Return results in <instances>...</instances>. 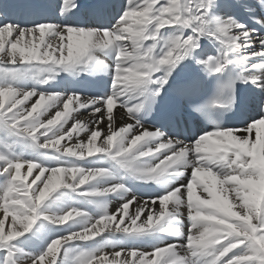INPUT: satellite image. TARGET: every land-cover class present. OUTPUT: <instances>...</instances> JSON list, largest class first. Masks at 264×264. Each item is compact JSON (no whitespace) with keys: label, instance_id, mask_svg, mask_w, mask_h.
Here are the masks:
<instances>
[{"label":"bare ground","instance_id":"bare-ground-1","mask_svg":"<svg viewBox=\"0 0 264 264\" xmlns=\"http://www.w3.org/2000/svg\"><path fill=\"white\" fill-rule=\"evenodd\" d=\"M75 3L76 7H70L68 11L61 14L63 0H0V6H3L5 9L15 10V14H9L7 17L0 16V24L11 22L13 25H18L20 27H31L39 23H52L54 25H70L78 28H85L86 30L103 29L102 17L104 9H107L113 15V25L107 29L111 30L117 22L121 20L123 12L127 10V0H75ZM215 3L220 7L215 9V14L212 18H233L240 24L246 26L248 29L253 30L251 35L255 44V49L259 50L260 45L257 38H264V24L257 22H262L260 7L257 0H215ZM87 5H89L88 8ZM253 17H255V19H253ZM191 34L192 30L190 26L183 27L181 31H177L176 26L161 29L160 36L158 37L159 42L156 43L153 56L156 59H159V57L162 56L163 51L166 50L164 41L169 36L181 35L182 37H187ZM6 39H13V37H6ZM29 40H32V38L26 37L21 42V45ZM65 43H67V41H65ZM153 43L154 41L152 40L145 41V47ZM6 48H10V45L6 44ZM223 48H225V45H222L220 40L214 35L207 34L200 36L197 41V45L192 48L191 52L188 55H185L181 61H178L173 67L172 72L167 75V80L162 87L159 84H149L147 85V88L152 86L155 90L157 87H160L161 92L163 89L171 86L182 64L191 65L193 67V73L197 74L199 79L206 80L210 71L206 65L198 63L197 61L206 60L209 57L219 59L221 58V50ZM252 50L254 49H249V51ZM64 54L67 55L66 49L64 50ZM246 54L247 53H241L239 51L227 52L228 58L234 61H239L241 56ZM0 55L3 54L0 53ZM55 55L59 56L60 52L56 51ZM116 55L117 50L113 48L103 50L97 49L93 52L94 59L89 61L86 66L76 65L74 68H69L68 70H60L58 68L54 79H50L49 82L45 84L38 83L37 80L50 75L46 71H43L47 68V65L40 64L39 61L27 63L17 62L12 64L5 60L0 62V87L10 85L19 92L35 90L37 94L42 92L61 93L62 98L58 101L57 107L51 108L46 115L41 117L42 120L47 121L49 118L54 116L57 110L62 109L63 104L61 101L65 100V98L71 94L79 95L81 97V102H84L86 99H97L103 102L105 97L111 95L115 79ZM250 63L260 64L264 63V61L260 58H254L250 61ZM168 67V65H161L159 70L151 74V79L157 81L163 79L166 75V69ZM228 68L233 69L236 75L242 74L246 77L254 76L257 80L264 79V69L246 68L240 63H232L225 65L222 72ZM240 82L242 84L244 94L243 113L245 120L244 123L240 125V129H238L240 131L237 132V135H249V139L252 141H254L257 137L255 144L245 146L257 153L258 156L264 155V123L258 124L256 129H254L251 134H247L243 131L245 125L253 118H259L262 114H264V89H261L257 86V84L252 83L251 79L247 81L240 80ZM139 91L140 90L138 89L133 92H129L126 96L120 97L115 102L112 113L114 121L112 126L117 131L121 127H125L126 124H131L133 126L134 130L125 134V145H127L134 135L141 134L143 131H159L160 136L159 138L149 136L143 141L138 142L137 158L133 161L132 167H126L122 164L124 168L133 172L132 173L130 171L132 174L130 176L128 175L129 177H122L123 174L120 176V172L117 173L120 171L119 164L121 165V163L120 158L115 157L114 151L112 153H94L92 156L73 157L66 153L58 152L52 148L45 149L40 147L39 145L44 144L47 137L39 136L38 139L34 141L31 137L27 136V134H18V131L12 130L6 122L0 120V155L4 156L7 160L13 162L32 161L36 162L39 166L45 169H51L59 166H75L89 170H104V174L97 176L94 180L87 181L85 185H81L76 189L61 187L56 189L53 193H50L49 197L44 201L43 208L41 207L42 209L39 213V218L35 221L32 228L34 227L35 230L45 229L44 226L48 225L49 230L56 229L60 231V235L63 238L73 232H82L85 223L89 224L88 227L91 228L92 224H96V221L99 220L101 216L106 214H117L119 209L126 202L134 201L130 204L128 209L129 214L134 215L136 208L140 203L149 200H157L168 191L188 183L192 173L191 167L183 169L182 174H172L171 172L166 173L159 179V181H153L146 177L139 178L144 176L143 171L138 167L140 164L150 163L154 165L158 163L160 159H163L166 155H170L171 153L168 149H162L160 152H153L149 156H139L138 153L139 151L146 150L148 147L155 148L156 144L161 141L165 142L169 139H178L184 143L191 144L202 134L207 133V131L202 129L200 125H195L194 128L190 130V137L188 141H185L182 136H173L168 128L158 130L151 126L149 122L140 121L139 115L142 107L139 112H135L134 114H130L127 111L128 108L134 109L137 105L143 104V97L139 95ZM18 98L22 99V97ZM38 99V95L32 96L29 100L23 102V108L30 110L32 105H34ZM2 100L3 97L0 96V102H2ZM10 101L11 97L4 98L5 107H7ZM122 101L123 103H121ZM46 103L51 102L47 101ZM18 107L20 106L18 105ZM74 107L75 105H71L70 109ZM104 108L106 113V104L104 105ZM13 110L15 111V109ZM42 110L43 109H38V112ZM91 111V106L89 108L72 111L66 123H64L63 133L71 129L77 120L92 121L100 118V113H96L95 116H90ZM36 114L37 113H33L34 116ZM137 119L140 121L139 125H136ZM21 123H23V121H21ZM4 125H6L5 128H1V126ZM95 127L96 125L94 123L89 124V128L95 129ZM99 127L101 129V136L98 137L95 142L96 147H99L102 141L106 139V135L109 134L108 120L105 118ZM53 131H55V129H53ZM89 135V131L73 132L71 141L65 137V139L61 141V144L71 146L72 144H76L78 141L87 143ZM48 136L51 137L52 133H48ZM119 139L120 138L117 137L116 142H119ZM116 142H114L113 147H115ZM173 146L175 147V145ZM9 147L10 149H8ZM5 153L10 154L11 158H9ZM0 166H3V162H0ZM37 172V169H33V174L28 177V181H26V183L30 182ZM26 173L27 164H24L21 169V174L25 175ZM5 178L6 177L4 175H0V181ZM200 179V177H197L198 181ZM117 184L123 185V188L116 192L103 191V189ZM33 187H35V185H33ZM196 191L198 194L201 193L199 188H197ZM94 192H99L100 194L94 195ZM0 193H2L1 188ZM19 195H23V193H20ZM104 205L107 206L106 212L103 207ZM53 208L58 212L47 216L46 212L52 210ZM155 208L158 211L160 205L156 203ZM73 209L83 213V215L76 216ZM68 211L73 213L72 218L64 223L54 222V218H58ZM168 211L170 214L172 213L171 206ZM181 211L183 214L179 215L177 219L172 218V215L174 214L166 216L160 225H157L153 229L144 233L133 234L112 231L111 228L114 226L115 222L110 223L109 220H105L101 224H96V228L102 230L99 231L97 235L91 236V239H76L71 240L70 243H79L80 245L85 246L83 248H87V246L105 244V251L102 252L108 254L109 261L112 260L111 254L113 252H121L125 250L141 251V248L154 250L159 247L158 243H161V247H165L170 243H176L177 254H183L184 249L180 246H184V243L187 242L186 235L190 231L189 230L187 232V228L190 227L187 226V223L192 222L188 215L187 208H182ZM147 215L148 212H144L140 217V221L137 223H142L146 219ZM45 217H50L51 219H45ZM117 218L119 219V215H117ZM0 219H3L2 213H0ZM128 223L129 220L125 217V225ZM4 226L6 230L11 228V216L5 220ZM185 226L187 227L185 228ZM16 227L19 228L20 224L17 223ZM177 227H182L181 235H176L173 231ZM163 229H168L169 231H163ZM34 233L26 232L20 236L23 239L25 238L23 242L27 246L28 250L33 252V254L24 255L18 251L14 254L17 263L32 264L35 257H38L41 253L46 251L47 248L45 249L44 246L40 250L37 249L38 251H36V248L33 249V238H36ZM52 235L55 237L54 239L58 238L54 233H52ZM159 240L160 242H158ZM67 244L63 245L62 242L61 245L58 246V251L55 253L57 261H60L59 263L57 262L58 264H68L65 260L64 253H62L63 247H66ZM151 250H148L149 254H151ZM233 251L237 252V249ZM103 253L101 255H103ZM227 255L231 256V253ZM52 256L53 254H51L49 259L45 258L42 262H39V264H48L49 260L52 259ZM163 258L164 257L162 256L160 259ZM120 259H124L123 253H121ZM94 264H99V260H96ZM137 264H139V262H137Z\"/></svg>","mask_w":264,"mask_h":264},{"label":"snow or ice","instance_id":"snow-or-ice-1","mask_svg":"<svg viewBox=\"0 0 264 264\" xmlns=\"http://www.w3.org/2000/svg\"><path fill=\"white\" fill-rule=\"evenodd\" d=\"M257 3L261 9H264V0H257ZM70 7H76L75 0H63V4L61 6V14H64L66 11H68ZM172 7L179 8L183 17H190L192 19V23L190 26L192 30V34L188 35L187 37L176 35L177 37H179V39L174 41L173 44L171 45V55L170 57L166 58L168 62L164 64L169 66L166 69L165 77L159 81L151 79V81H149V84H159L161 87L163 86V84L167 80V75L172 72V69L177 64V62L181 61L185 57V55H188L191 52L192 48H194L193 46L185 45L184 43V41H186L189 36L193 38L195 45H197V41L200 36L207 34L214 35L220 40L222 45H225V48L221 50L222 52L221 58L216 59L209 57L206 60L197 61L198 63H202L206 65V67L211 72L221 73L225 65L232 63H240L244 65L246 68L250 67L253 69H264V63H260V64L250 63V61L254 58H260L262 61H264V38H257L260 47L259 50L255 49V44L251 35L253 30L248 29L246 26L240 24L237 20L233 18L213 19L212 17L215 14V9L220 7L215 3V0H176L175 4H171L170 0H127V10L123 12L122 18L117 22L115 28L113 27L111 30L89 29L87 31L89 36H93L97 34V32L94 30L111 31L112 33H117L119 30V34L126 36L127 33L123 31L122 26L125 27L127 26V22L132 17L133 13L140 12L145 8H151L155 12L162 9H169ZM9 14H15V10L5 9L3 8V6H0V16L7 17ZM253 19H255V17H253ZM257 22L264 24V22L261 21H257ZM173 26H176L177 31H181L183 27H188V26H181L179 24H175ZM154 27H155L154 24L151 25L150 30ZM73 29L86 30L85 28H78L70 25H54L52 23H39L31 27H20L18 25H13L11 22L2 23L0 24V46H2V51H0V53H2L3 55H0V57L7 56L8 63L15 64L17 62H20L19 57L17 56V51L16 49L13 48V45H16L18 48L21 40H24L26 37H30L32 38V41H34V43L36 44H40L41 41L43 40L45 42L44 47H47V40L49 38V33H52L55 36L56 39L55 47L57 48L58 52H60L62 42L64 45V50L65 49L67 50V45ZM102 34L103 33L101 32L100 35ZM6 37H13V39H6ZM65 41H67V43H65ZM123 43L127 45L128 50L131 52L133 49L132 43L128 40H124ZM6 44L10 45V48H6ZM249 49H254V50L249 51ZM168 51L169 48L166 47V50L163 51L162 55H164V53ZM231 51H239L241 53H247V54L242 55L239 61H234L232 59H229L227 56V52H231ZM121 75L122 73L119 72L115 74V79L117 81V84L113 86L112 94L105 97L103 102L97 99H87L86 103H83L80 107L77 108V105L73 103L75 97H73V101H69L70 106L75 105L74 108H71V109H75L74 111L83 108H89L91 106L92 111L90 113V116H95L96 113H100V118L92 121L77 120L73 124L77 126L76 129L72 130L73 129L72 126L71 129L67 130L64 133L63 138L60 140L59 145H56L52 142L53 140L52 136L49 137L48 134L47 135L44 134L47 132L46 128L41 127L39 131H35L34 128L35 116L32 113V108L30 110L27 108H23L24 101L29 100L32 96L38 95L40 97V94H37L36 92L35 94H33L31 90L19 92L17 89L13 88L10 85H5L0 87V96L3 97L2 102H0V120L6 122L12 130L18 131V134H27V136L31 137V139L34 141H36L39 136L47 137L46 141H49V143L48 144L44 143L42 145H39L40 147H43L45 149L52 148L58 152H63L73 157L76 156L85 157V156H89L87 145L89 143H93L95 145L96 140L92 141L91 139L93 134L100 133L99 137L101 136V129L99 125H101L104 119L106 118L109 123V129H108L109 134L106 135V139H104L102 141L103 143H101V145L99 146V148L103 149V151H99L95 153H101V152L112 153L114 151L115 157L120 158L121 164H123L126 167H132L133 161L137 158V147L129 150L128 145L125 144L121 145L119 142H116V139L118 137V132L120 129L125 128V129H130V131H133L134 130L133 126L131 124H126L125 127H121L118 131L112 126L114 122L112 115L114 104L120 97L127 95L126 90H124L123 88V83L120 81ZM235 79L242 81H247L251 79L252 83L257 84L258 87L264 89V79L257 80L254 76L246 77L242 74H237ZM234 82H235L234 80L230 79L227 84H221L220 85L221 93H223L225 88L231 90ZM139 90H140L139 95L142 97L145 96V93L143 92V88H140ZM159 92H160V87H157L151 93L152 98L154 99L156 96H158ZM6 97H11V101L7 105V107H5L4 104V98ZM18 97H22V99ZM68 100L69 97H66L65 100L61 102L64 105V102ZM121 103H123V101ZM233 103H234V99L231 95H229L227 100H221L219 97L216 100H213L212 106H216L217 104H222L225 107L230 108L233 105ZM105 104H106V113L104 108ZM18 105L20 107H18ZM141 107L142 105H137L134 109L128 108L127 111L130 114H134L135 112H139ZM13 109H15V111ZM61 110H63V107ZM71 112L72 111L70 110L69 113L66 115L65 117L66 121ZM30 113L32 114L30 115ZM21 121H23V123H21ZM62 123H64V121H62ZM90 123H94L96 125L95 129L89 128ZM260 123H264V114H262L259 118H253L249 123L245 125L243 131L247 134H251L253 130L256 129V126ZM139 124L140 121L137 119L136 125ZM84 131L90 132L87 143L81 141L82 143L80 145H77L76 143V144H72L71 146L67 144L64 145L61 144V141L64 140L65 137H67V139L71 141L73 132H84ZM130 131H128V133ZM141 134H143V138L141 140L143 141L146 137L159 135L160 133L143 131ZM141 134H136L133 137L141 136ZM114 136L116 137L115 140L113 139ZM241 137L244 138V143L246 145H253L257 141V137L254 141L249 139V135H245ZM132 138L130 139V141L132 140ZM114 142H116L115 147H113ZM167 142L168 140L165 141L166 145ZM173 145H175V147ZM183 147H184V143L179 142L178 139H172V144L167 145L164 149H168L170 153H175L177 149H181ZM189 147H191V144H189ZM80 153H83V155H80ZM149 155L150 154H145L142 156H149ZM168 156L169 155H166L165 157ZM233 158H234V152H229L227 164H230ZM163 159H160L159 161ZM245 159L250 160L251 157H246ZM0 162H3V166H0V175H4L7 179V183L5 184L2 191V195H0V201H2L0 202V213H2L3 215V219H0V249L6 248L7 255L3 259H0V264H16V261L13 259L14 251L18 252L20 250L13 249V246L10 242H12L15 238L21 236L23 233L28 232L32 228L35 221L39 218L41 205L49 197L50 193H53L56 189H59L61 187L76 189L81 185H85L87 181L94 180L97 176L104 174V170L83 169L82 172H79L75 176H73L71 171H67L63 180L57 182L56 176L53 173L54 169L64 168L66 170H69L80 167L59 166L51 169H45L39 166L36 162H32V161L13 162L7 160L2 155H0ZM24 164H27V173L25 175H22L21 169L24 166ZM227 164L225 165V170H227ZM232 167L235 169V173L233 174H239L241 172V169L237 168L235 165H232ZM33 169H37L38 172L30 182L26 183V181H28V177L32 176ZM42 170H43V174H41ZM33 185H35V187H33ZM122 188L123 185L117 184L112 187L103 189V191L116 192ZM20 193H23V195H19ZM93 194L98 195L100 193L94 192ZM181 194L182 195L184 194V190H181ZM160 198H158L157 200H149L140 203L139 206L136 208L134 215H130L128 212L130 204H132L134 201H129L122 205V207L119 209V212L117 214H112V215L106 214L101 217L107 216L110 223L115 222L114 226L111 228L112 231H119L123 233H133V234L144 233L153 229L155 226L160 225L161 222L167 216V213L161 206ZM156 203L160 205L158 211L155 208ZM103 207L106 212L107 206L104 205ZM73 211L76 213V216L83 215V213L76 211L75 209H73ZM146 211L148 212L146 219L142 223L138 224L137 222L140 221L141 215ZM69 213H71V215L73 214L72 212L68 211L67 213L59 216L58 218H54V222L64 223L61 217H64ZM117 215H119V219L117 218ZM161 215H163L164 217L163 219H160ZM9 216H11L12 226L10 229L6 230L4 226L5 220H7ZM125 217H127V219L129 220V223L127 225H125ZM45 219H51V218L45 217ZM97 221L96 224H98ZM191 222L193 223L192 220ZM17 223L20 224L19 228L16 227ZM96 224H92V225H96ZM88 225L89 224H87L85 227L89 228ZM163 231H169V230L163 229ZM98 232L99 231H97L96 227H91V231L88 233L87 239L80 238L83 235L82 234L83 231L73 232L70 235L65 236L61 239H55L51 241L46 251H44L38 257H35L33 259L32 264H39V262H42L45 259V257L48 256L49 254H53V256L52 259L49 260L48 264H57V256L55 255V253L58 251V246H60L62 242L63 245H65L71 240H76V239L89 240L91 239V236L97 235ZM195 233H196L195 228L191 227L189 233L186 235L187 245L180 246L182 248L186 247V249L190 251L191 257L200 256V251H201L194 242L192 244H189V237H193L194 240ZM232 242H233L232 240H229L217 245V251L223 249L228 243H232ZM176 248H177L176 245H167L163 248L157 247L151 252V254H149L148 252H142L136 250L113 252L111 254L112 255L111 261H109L107 253H103L102 250H95L93 252L82 253L78 259L80 264H94L96 260H99V264H137V262H139V264H170V262L171 264H195V262L191 261V257L178 256ZM238 248L240 249L238 252L233 251ZM243 252H244V246L240 245L232 249L230 252H228V254L231 253V256L226 255L220 259H216L215 255H212L211 256L212 259L209 262V264H225V261H229L233 257L242 255ZM102 253L103 255H101ZM121 253L124 254V259L122 260L120 259ZM161 256H163L164 258L153 259V257H161ZM245 264H247V262H245Z\"/></svg>","mask_w":264,"mask_h":264},{"label":"clouds","instance_id":"clouds-1","mask_svg":"<svg viewBox=\"0 0 264 264\" xmlns=\"http://www.w3.org/2000/svg\"><path fill=\"white\" fill-rule=\"evenodd\" d=\"M175 2L176 0H170L171 4H175ZM191 23L192 19L183 17L177 7L155 12L151 8H145L140 12L133 13L127 22V26H122L123 31L127 33L126 36L119 34V30L117 33L94 30L97 34L89 36L87 30L73 29L67 45V55L64 54L63 42L61 43L60 55H55L57 51L56 39L52 33H49L47 47H44L45 42L43 40L40 44L29 40L22 45L23 40H21L19 47L13 45V48L16 49L21 63L39 61L40 64L47 65L43 71L50 75L38 79L37 82L41 84L54 79L58 68L68 70L76 65L86 66L89 61L94 59L93 52L97 49H116L115 74L117 72L122 73L120 81L123 83L126 94L140 88H143V92L146 93L148 91L147 85L151 81V74L168 62L166 58L171 55V45L179 39L177 36H169L165 39V47H168L169 51L156 59L153 52L156 43L159 42L160 30L175 24L191 26ZM153 24L155 27L150 30V26ZM101 32L102 35H100ZM124 40L132 43L131 52L123 43ZM148 40H152L154 43L145 47V41ZM184 43L185 45L196 46L191 36ZM0 51H2V46H0ZM5 60H7V56L0 57V62ZM116 84L117 81L114 79L113 86ZM31 91L35 94V90ZM68 97L69 100L64 102L63 110H57L54 116L47 121L42 120L41 117L46 115L51 108L57 107L62 94L42 92L36 104L32 106V113H37L34 117L35 131H39L41 127L46 128L47 132L44 134L52 133V142L56 145H59L63 138L66 115L70 110H75L70 109L69 101H73V97H75L73 103L77 105V108L87 102V99L81 102V97L77 94H71ZM47 101L51 103H46ZM38 109L43 110L38 112ZM76 127L73 125L72 130H75ZM128 131L130 129L122 128L119 130L118 137L121 145L125 144V134ZM238 131L240 130L229 128L204 133L191 143V147H189V143L179 140V142L184 143V147L177 149L175 153H171L159 163L154 165L150 163L140 164L138 167L143 171L144 176L139 178L146 177L153 181H159L166 173L182 174L183 169L191 167L192 173L188 183L168 191L160 198L161 206L167 216L174 214L172 218L177 219L179 215L183 214L181 209L187 208L188 215L193 221L191 227L196 230L194 240L193 237H189V244L194 242L201 250L200 255H215L216 259H220L232 249L243 245V254L225 261V264H245V262L247 264H264V206L261 204L264 201V155L258 156L257 153L248 149L245 146L244 138L237 135ZM157 132L159 133V131ZM99 135L100 133H94L91 138L92 141L97 140ZM154 136L159 138L160 134ZM142 138L143 134L133 137L127 143L128 149L137 147ZM113 139L115 140L116 137L114 136ZM48 143L49 141H45V144ZM81 143L78 141L77 145ZM171 144L172 139H169L167 145ZM167 145L161 141L156 144L155 148L148 147L144 151H139L138 155L159 152ZM87 147L89 156L95 152L103 151L93 143H89ZM229 152H234V158L230 164H227ZM246 157H251V159L246 160ZM226 164L227 170H225ZM232 165L241 169V172L233 174L235 169ZM67 171H71L72 175L75 176L83 169L56 168L53 170L56 181H62ZM41 174H43V170ZM197 177L201 179L198 181ZM197 188L201 190L200 194L197 193ZM182 189L184 190L183 195L181 194ZM169 206L172 208L171 214L168 211ZM70 218H72L71 213L61 217L64 222ZM163 218L161 215L160 219ZM105 220H108L107 216L101 217L97 223H103ZM86 225L87 223H85ZM85 226L82 230L84 234L80 237L81 239H87L88 233L91 231V228ZM92 227H96V225H92ZM101 230L97 229V231ZM173 231L176 235L182 234L179 227ZM229 240L233 242L217 251V245Z\"/></svg>","mask_w":264,"mask_h":264},{"label":"rangeland","instance_id":"rangeland-1","mask_svg":"<svg viewBox=\"0 0 264 264\" xmlns=\"http://www.w3.org/2000/svg\"><path fill=\"white\" fill-rule=\"evenodd\" d=\"M6 125L4 126H1V128H5ZM10 149V147L8 148ZM9 158H11L10 154L8 153H5ZM13 158V157H12ZM119 167H120V171H118L117 173L120 174V176L122 175V177H129L132 173L127 170L126 168H124V166L121 164H119ZM125 170H124V169ZM127 170V171H126ZM125 171V172H124ZM129 172V173H128ZM127 174V175H125ZM129 175V176H128ZM254 179H257V178H254ZM7 183V179L5 178L4 180H1L0 181V188H1V192L3 191V188L5 186V184ZM0 195H2V193H0ZM206 195V194H205ZM2 202V201H1ZM44 204V202H43ZM43 204L41 205V207L43 208ZM262 206H264V201L261 202ZM170 207V206H169ZM41 208V209H42ZM40 209V211H41ZM58 211L56 209H52L48 212H46L47 216H50V215H53V214H56ZM188 225L187 226H190L189 228H187V232L190 230L191 228V223H187ZM164 225V224H163ZM185 226V228L187 227ZM48 225L47 226H44L45 229H39V230H35V228L33 227L30 231H28L27 233H31V232H35L34 235L36 236V238H33L34 240V243H33V249L36 248V251L40 250L43 248L46 249L49 245V243H51V241L55 240L54 236L52 235V233H54L56 235V237H58L57 239H61L62 236L60 235V231L54 229V230H49V227L47 229ZM180 229H182V227H180ZM189 233V232H188ZM37 234V235H36ZM39 235V236H38ZM60 235V236H59ZM25 238H21L20 236L17 238V239H14L12 242H10L13 246V249H19L21 253H23L24 255H32L33 252H31L30 250H28L27 246L24 244V241ZM47 240V241H46ZM187 241V240H186ZM160 242V240L158 241ZM73 243V244H72ZM70 244V245H68ZM67 246L66 247H63V250H62V253H64L65 255V260L68 262V264H80L79 262V257L82 253H87V252H93L95 250H102V251H105L104 248L106 247L105 244H100V245H97V246H87V248H83L85 246H82L80 245L79 243H75V242H71L70 241L68 242ZM172 245H175L174 243H170ZM168 244V245H170ZM187 245V242L184 243V246ZM158 246L161 247V243H158ZM167 246V245H166ZM141 248V247H140ZM163 248V247H161ZM38 249V250H37ZM145 249V250H144ZM183 254H178V256L180 257H191V253L190 251H188L186 249V247L183 248ZM148 250H151V249H146V248H141V251H145V252H149ZM240 249L238 248L237 249V252L239 251ZM153 250H151L152 252ZM187 252V253H186ZM17 251H14V254H16ZM190 253V254H189ZM7 255V250L6 248L5 249H0V259H3L5 256ZM63 255V256H64ZM49 256V257H48ZM48 256H46L45 258H50L51 257V254H49ZM162 257V256H161ZM161 257H153V259H160ZM199 257V256H198ZM191 257V261L195 262V264H209V262L211 261L212 257L211 255H200V257ZM206 257V258H205ZM13 259L16 261V258L15 256L13 255ZM202 261V262H201ZM58 262V261H57ZM60 262V261H59ZM58 262V263H59ZM57 263V264H58ZM16 264H19L17 263L16 261ZM171 264V262H170Z\"/></svg>","mask_w":264,"mask_h":264}]
</instances>
